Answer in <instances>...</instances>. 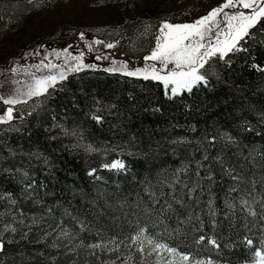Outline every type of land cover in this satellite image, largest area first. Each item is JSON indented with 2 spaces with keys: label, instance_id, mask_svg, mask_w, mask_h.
Instances as JSON below:
<instances>
[{
  "label": "trees",
  "instance_id": "obj_1",
  "mask_svg": "<svg viewBox=\"0 0 264 264\" xmlns=\"http://www.w3.org/2000/svg\"><path fill=\"white\" fill-rule=\"evenodd\" d=\"M21 3L0 0V35L3 38H8V23L15 16L30 12L29 5ZM179 3L183 7H179ZM159 6L165 9H162L163 14L155 13L159 15L158 21L176 22L202 14L194 13V3L189 0H159L155 7ZM138 15L130 12L125 16L122 23L125 41L115 48L127 57L140 58L152 47L153 34L144 35L141 30H134ZM261 28L264 22L252 30L253 39L241 42L247 51L225 58L230 64L214 59L208 68L209 85L194 88L192 93L185 92L169 99L158 82L106 72L105 67L84 69L57 84L40 104L22 114L15 113L10 123L0 124V212L5 213L2 223H11L10 209L31 217L43 216L51 207L56 218L46 217L45 225L34 227L29 234L30 242L20 241L19 233H5L6 237L14 236L20 242L7 245L4 264H21V251L31 257L25 264H102L115 260V253L98 252V260L90 256L86 248L76 252L69 249L75 248L81 240L89 244L112 236L122 239L135 230L137 221L141 225L148 223L143 205L136 206L138 193L145 202L148 200L143 190L144 182L154 183L162 171L171 172L184 164L194 167L205 150L215 156L223 145L222 134L233 136L241 147L247 145L264 151V71L256 67L264 68ZM93 114L102 116L103 121L97 123L92 119ZM212 136L217 137L216 147H209L206 139ZM181 138L190 143H171ZM88 145L97 151H88ZM236 151L234 146L226 150L232 163L236 162L233 156ZM115 160L123 161L125 169L103 167ZM29 183L31 189L26 187ZM227 185L225 179L214 188L216 205L221 209ZM208 198L205 193L201 200ZM11 200L16 204L12 205ZM200 207L206 208V205L202 203ZM65 208L88 223L89 230L80 232L71 217L62 216ZM186 214L181 212V216ZM61 219L70 231L79 233L75 240L71 243L58 241L57 248L51 246L54 236L36 242L44 235L46 224L55 227ZM204 219L202 233L192 231V225H188L182 226L187 236L174 237L181 251L211 255L219 264L253 263L252 257L264 241L260 223L252 227L253 218L248 217L249 231L240 219L232 229L225 221L215 232L220 244L216 249L208 244L207 238L199 246L193 243L201 234H214L207 217ZM221 219L223 212L217 217L218 221ZM167 223L170 228L177 226L175 218ZM155 231L162 229L157 227ZM245 236L253 240L252 247L242 243ZM134 261L137 258L134 257ZM116 264H123V258Z\"/></svg>",
  "mask_w": 264,
  "mask_h": 264
},
{
  "label": "snow or ice",
  "instance_id": "obj_2",
  "mask_svg": "<svg viewBox=\"0 0 264 264\" xmlns=\"http://www.w3.org/2000/svg\"><path fill=\"white\" fill-rule=\"evenodd\" d=\"M28 2L32 3L33 0H28ZM261 22H264V0H223L218 6L212 7L205 15L199 16L192 22L160 21L154 38V46L150 53L144 56L143 67L129 69L127 61L113 60L112 66L103 70L110 73L120 72L125 76L144 81L158 82L162 84L165 95L169 99L185 92L192 93L194 88L209 85L211 73L208 68L214 59L230 64L231 61L225 59L229 54L247 51L241 42L253 39L255 33L252 30ZM145 30L147 31V28ZM259 31L264 32V28ZM80 38L84 39V33H80ZM94 43L103 44L104 42L95 40ZM260 43H264V40ZM104 46L111 49L116 45L108 43ZM71 47L69 45L61 50H53L54 59L51 55H45L35 64L20 65L18 62L14 64L10 71L14 77L22 75L23 79L14 78L11 81L14 85L12 94L7 97L0 95V101L8 105L5 112L0 114V124L10 123L14 119L16 105L26 104L33 98L47 96L49 89H55L57 84L67 80L72 73L97 68L96 64L84 63L85 53L83 51L76 54L70 53L69 48ZM87 47L89 51L92 50L91 43ZM27 55L26 53L25 56ZM33 55H39V51L37 50ZM61 58L62 63L55 62ZM107 58V56L100 55L95 57L96 60ZM256 67L264 71V68ZM92 119L97 123L103 121L102 116L95 114L92 115ZM72 134L75 135V132ZM206 139L209 147H216V136ZM220 140L223 141V145L215 156L209 155L205 150L202 159L197 160L194 167L184 164L171 172L162 171L154 183L144 182L143 190L148 200L145 202L138 193L136 206L139 208L143 205L142 211L149 218L148 223L141 225L137 221L135 230L122 239L112 236L89 244L81 240L75 248H70L69 251L76 252L79 248H86L89 255L96 256L98 260V252L116 254L115 260L103 261L102 264H116L121 258H123V264H135L134 252L140 254L141 264L145 257H153L155 264H219L211 255L203 256L198 252L180 250L181 245L175 241L174 237L187 236L182 226L192 225V231L202 233L206 216L214 234L212 236L201 234L193 240V243L199 246L207 238L208 244L216 249H219L220 244L215 232L225 221L229 229H232L236 226L237 219H240L243 221L242 226L251 231L248 217H252V227L260 223L261 231H264V151L254 147L248 148L247 145L241 147L239 142L227 133L222 134ZM171 143L182 145L190 142L181 138ZM229 146L237 149L233 153L236 157L235 163L230 162L226 155ZM87 150L97 151L91 145L87 146ZM103 167L120 170L125 169L126 166L123 161L115 160ZM258 171L259 175H257ZM92 172H95V169ZM217 175L220 177L219 180ZM225 179L228 185L223 197V209H221L216 205L217 197L214 188L222 184ZM26 187L31 189L32 184L29 183ZM205 193L209 198L207 201H202L201 197ZM10 203L15 205L16 201L11 200ZM202 203L206 205V208L200 207ZM196 208H200V211L197 212ZM182 211L187 214L181 216ZM221 212H223V219L218 221L217 217ZM237 213H240L239 217ZM8 215L11 216V223H2L5 213L0 212V264L5 262L4 254L7 252V245L20 241L30 242L29 234L34 227L39 228L45 225L46 217L56 219L51 207L43 216L26 217L22 211L14 213L11 209ZM62 216L71 217L78 225L80 232L89 230V224L73 216L70 209L65 208ZM173 218L177 226L170 228L167 221ZM194 221L195 224H193ZM157 227H160L162 231H155ZM43 231L44 235L36 242L39 243L54 236L51 245L54 248L60 246L58 241L68 240L71 243L79 234L65 227L63 219L56 223L55 227L50 223L46 224ZM5 233H19L20 241H16L14 236L6 237ZM242 243L249 247L253 246V240L248 236L243 238ZM20 255L21 264L31 259L25 256L23 251ZM252 261L253 264H264V241H261Z\"/></svg>",
  "mask_w": 264,
  "mask_h": 264
},
{
  "label": "rangeland",
  "instance_id": "obj_3",
  "mask_svg": "<svg viewBox=\"0 0 264 264\" xmlns=\"http://www.w3.org/2000/svg\"><path fill=\"white\" fill-rule=\"evenodd\" d=\"M18 3L29 5L30 12L22 16H15L8 23L10 32L8 38L0 35V95L5 97L12 94L14 85L11 81L23 79V76H15L10 71L16 62L20 65H31L38 63L45 55H51L54 59L53 50H61L71 45L69 52L76 54L80 51L85 53L84 63L96 64L97 67L108 68L112 61H127L128 68L143 67L144 54L140 58L127 57L119 54L115 49L117 45L123 44L125 16L136 12L139 17L134 22V30H141L144 35H152V47L159 26L156 12L163 14L165 7H155L159 0H17ZM20 1V2H19ZM194 3V13L202 12L205 15L212 7L218 6L223 0H189ZM179 7L183 4L179 3ZM153 8L147 11L148 8ZM19 9V8H18ZM187 9L182 8L181 10ZM162 10V12H161ZM147 13V14H146ZM193 13V14H194ZM123 18V19H122ZM196 18L189 17L188 20H180L171 23L192 22ZM123 21V22H122ZM147 28V31L145 30ZM80 33H84L81 40ZM95 40H101L103 44H95ZM92 44L89 51L87 45ZM113 43L114 48H106L104 45ZM43 46V47H41ZM151 47V48H152ZM39 55H33L36 51ZM28 54L27 57L25 54ZM97 55L107 56V59L96 60ZM56 63H62L56 60ZM51 89H49L50 93ZM43 97L34 98L26 104L15 106L14 115L22 114L35 105L40 104ZM8 105L0 101V114H3ZM125 251L124 249H121ZM141 264L140 254L133 253ZM143 264H155L153 257H145ZM253 264V263H251Z\"/></svg>",
  "mask_w": 264,
  "mask_h": 264
}]
</instances>
